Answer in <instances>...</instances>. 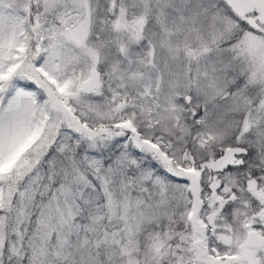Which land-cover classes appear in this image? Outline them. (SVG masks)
<instances>
[{
  "label": "snow or ice",
  "instance_id": "snow-or-ice-1",
  "mask_svg": "<svg viewBox=\"0 0 264 264\" xmlns=\"http://www.w3.org/2000/svg\"><path fill=\"white\" fill-rule=\"evenodd\" d=\"M0 264H264V0H0Z\"/></svg>",
  "mask_w": 264,
  "mask_h": 264
}]
</instances>
